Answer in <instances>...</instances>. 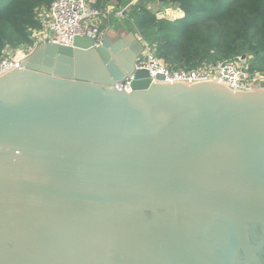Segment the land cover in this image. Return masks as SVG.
Returning <instances> with one entry per match:
<instances>
[{"label":"water","instance_id":"95a60500","mask_svg":"<svg viewBox=\"0 0 264 264\" xmlns=\"http://www.w3.org/2000/svg\"><path fill=\"white\" fill-rule=\"evenodd\" d=\"M142 53L76 37L2 74L0 264H264V90Z\"/></svg>","mask_w":264,"mask_h":264},{"label":"trees","instance_id":"16d2710c","mask_svg":"<svg viewBox=\"0 0 264 264\" xmlns=\"http://www.w3.org/2000/svg\"><path fill=\"white\" fill-rule=\"evenodd\" d=\"M52 1L0 0V57L7 46L32 43V32L40 29L41 14ZM120 1L95 0L94 6L103 10ZM169 1L174 15L135 6L129 20L170 69L191 70L205 61L217 64L245 56L251 71H264V0Z\"/></svg>","mask_w":264,"mask_h":264},{"label":"built area","instance_id":"2783aa9c","mask_svg":"<svg viewBox=\"0 0 264 264\" xmlns=\"http://www.w3.org/2000/svg\"><path fill=\"white\" fill-rule=\"evenodd\" d=\"M109 5L100 10L94 6L92 0H53L46 12L47 34L44 39L38 40L37 37H33L34 42L23 47L25 50L16 55L3 52L0 57V77L13 69H22L23 61L41 45L71 48L76 37H84L93 41L94 48L99 47L103 37L97 26L98 20L104 12H112L115 9ZM116 13L118 16L122 14L121 11ZM137 40L143 45V53L136 62L135 70L146 71L153 82H157L156 76L161 75L164 77V83L211 80L222 83L231 90L239 89L241 92L264 90V71H251L247 59L241 60L237 57L218 64L204 63L202 67L191 70H172L155 55V46L149 44L139 33ZM143 57L147 58L146 61ZM132 81L133 75L117 83L116 88L129 93Z\"/></svg>","mask_w":264,"mask_h":264},{"label":"crops","instance_id":"0c3cea01","mask_svg":"<svg viewBox=\"0 0 264 264\" xmlns=\"http://www.w3.org/2000/svg\"><path fill=\"white\" fill-rule=\"evenodd\" d=\"M92 1H95V0H92ZM136 5H140V7L144 8L150 12H152V10L154 8H156V11L162 10L165 13L170 12L172 6H173V8L175 7L169 0H166V1H161V0H156V1H153V0H136V1H134V0H121L119 3L111 2V4L109 6H113L115 9L112 12H104L102 17H100V19L98 20L97 26L99 27V30L101 31L102 37H109L111 39L117 40L119 38L126 36L128 33H133L134 36L137 38L138 32L135 30V28L131 24V21L129 20L131 8L135 7ZM159 7H161V9H159ZM47 11H45L43 14H41L40 18L43 22L41 23L40 29H42V26H43V28H44V26L47 28L46 20H45ZM117 11H121V13H122L121 16H118V14L116 13ZM173 12H175V11H173ZM40 29L32 32L31 42H34L33 37H35L34 35L36 33L37 34L42 33ZM22 47H25V46H22ZM9 49H11V48L9 46H7L3 52H9Z\"/></svg>","mask_w":264,"mask_h":264},{"label":"rangeland","instance_id":"374dc122","mask_svg":"<svg viewBox=\"0 0 264 264\" xmlns=\"http://www.w3.org/2000/svg\"><path fill=\"white\" fill-rule=\"evenodd\" d=\"M153 1H156V0H153ZM136 6H138V7H140V5H136ZM141 8V7H140ZM159 9H161V7H159ZM170 10V9H169ZM168 10V11H169ZM173 11H176V8L175 9H173V6H172V8H171V10H170V12H168V13H170V14H173L174 15V13H173ZM158 12H164V11H156V8H154L153 10H152V13H158ZM41 30V34H35L34 36L35 37H37V39H40V38H43L46 34H47V28L44 26V28H43V26H42V29H40ZM44 39V38H43ZM11 49H9V53H11V54H13V55H16V54H19L20 52H22V51H24L25 49L23 48V47H10ZM248 61H250V58H248L247 59ZM222 61V60H221ZM206 63H207V61H205ZM209 63H211L210 61H208ZM204 63V62H203ZM215 63H220L219 61H216ZM202 63H200V65H198L197 67H199V66H201L202 67V65H201ZM174 66H177V65H174ZM173 66V67H174ZM169 67V66H168ZM171 68V67H170Z\"/></svg>","mask_w":264,"mask_h":264}]
</instances>
